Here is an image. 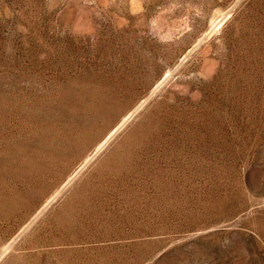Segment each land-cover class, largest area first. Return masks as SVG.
<instances>
[{"label": "rangeland", "instance_id": "rangeland-1", "mask_svg": "<svg viewBox=\"0 0 264 264\" xmlns=\"http://www.w3.org/2000/svg\"><path fill=\"white\" fill-rule=\"evenodd\" d=\"M0 264H264V0H0Z\"/></svg>", "mask_w": 264, "mask_h": 264}]
</instances>
